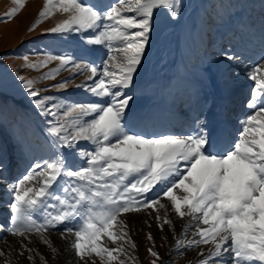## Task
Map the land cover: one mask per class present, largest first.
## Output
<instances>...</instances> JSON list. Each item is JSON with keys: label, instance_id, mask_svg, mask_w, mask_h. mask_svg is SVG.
Listing matches in <instances>:
<instances>
[{"label": "snow or ice", "instance_id": "snow-or-ice-1", "mask_svg": "<svg viewBox=\"0 0 264 264\" xmlns=\"http://www.w3.org/2000/svg\"><path fill=\"white\" fill-rule=\"evenodd\" d=\"M11 3L14 6L0 17V23L17 16L26 0ZM181 7L180 0H116L114 4L103 0L96 4L44 0L29 32L59 14L61 18L43 34L64 37L90 33L91 38L84 43L102 45L107 49V59L98 68L87 60L88 49L80 59L67 53H47L35 61L27 54L21 57L24 67L34 71L58 61L57 67L38 80L17 77L41 114L56 121L49 129L55 138L52 155L42 158L43 162H33L25 174L8 185L11 226L6 230L21 238L19 255L27 252L30 264H35V256L41 264H48L44 255L29 247L33 236L50 250L54 260L60 254L48 236L60 225H65L61 239L69 240L65 250L74 253L78 264H88L86 257H98L100 264H132L138 261L134 255L137 244L121 217L146 209L156 212L161 230L164 225L172 228L178 250L200 249L199 264H264V57L248 73L254 82L246 104L250 111L240 119V130L235 134L227 105H217L220 111L210 117L207 113L212 105L207 103L192 118L187 132L148 131L155 114L134 106L133 95L124 91L132 87L134 75L146 62L157 11H165L175 20ZM225 55L228 60L236 59ZM61 71L84 75L85 83L77 88L101 100L109 99L49 107L54 98L41 97L35 85L54 80ZM71 79L53 87L66 88ZM89 116L91 119H84ZM80 141H88L93 147L80 149ZM222 145L223 150H215ZM76 157L86 166H77ZM6 166L0 145V174ZM60 179L65 180L63 196L53 188ZM157 184L160 196L170 202L177 217L187 216L196 222L192 239H187L190 225L177 236L168 219V206L161 198L147 196ZM177 189L183 195L177 194ZM37 213H43V218L38 219ZM147 239L152 243L147 249L153 258L151 264H166L155 250L151 233ZM202 245H211L207 253ZM0 256L5 253L0 251Z\"/></svg>", "mask_w": 264, "mask_h": 264}, {"label": "rangeland", "instance_id": "rangeland-1", "mask_svg": "<svg viewBox=\"0 0 264 264\" xmlns=\"http://www.w3.org/2000/svg\"><path fill=\"white\" fill-rule=\"evenodd\" d=\"M261 1L264 2V0ZM86 2L96 4L98 0H86ZM43 3L44 0H26L25 7L17 16L6 23H0V145H2L4 149V156L7 164L3 173L0 174V251L5 253V256H0V264H4L5 260H10L11 264H30L27 259V252H25L23 256L19 255L21 248L20 242L17 241L18 237L13 236L12 238V235L6 230V227L11 226V212L8 207V202L12 194L8 191V185L25 174L26 170L33 162L37 160L43 162L42 158L50 157L54 151L53 149L51 150V145L55 138L51 136L49 129L56 121L50 115L41 114L40 110L35 107L32 98L23 87L22 82L17 77L23 75L28 79L38 80L41 75L48 72L50 69L57 67L58 61L50 63L48 68L34 71L24 67V62L21 57L24 54H27L33 61H35L38 56H43L47 53L53 55H64L67 53L74 55L76 59H80L85 55L83 49H88L86 53V58L88 60L91 58L90 56H92L91 53L93 52L91 47L84 43L86 39L91 38L90 33H85L83 36L73 33L64 37L43 34L46 29L54 26L56 21L61 18L59 14L45 20L35 31L29 32V28L36 20L39 11L43 7ZM114 3L116 2H112L111 4ZM180 3L182 5L181 14L177 19L172 20L165 11L160 10L157 11L155 16L154 29L159 25H162V23L173 29L172 33L165 35L161 39H168V37H170L171 45L167 48V56L168 53H171V58H165L159 62L163 66H166L172 62L171 60L174 58V54H177V61L178 65H180V69L185 70L186 66H189L191 69H195V74L199 75V72L203 70V67L201 68L202 59H204L205 56L208 57L211 55H204L201 59L200 65V60L196 54L202 49L198 47L192 50V47H194L193 45L201 44V42L205 41L209 54L215 53L220 56H226L225 54H227L229 50H226V52L220 50L222 45L218 46L216 44L214 39L215 30L219 26L227 25L234 15H238V12L243 6L246 4L251 5L253 0H180ZM202 4H206L207 6L206 11L201 14L200 9ZM262 5L263 6H252V9L254 10L253 12L256 16L254 26L258 31L264 30V22H262L264 21V3H262ZM13 6L11 0H0V17H3ZM161 29L162 26L156 31L158 32L157 34L152 32L151 41L156 40L155 35H159ZM220 29L225 30L226 27ZM204 32L206 37L203 40L201 36ZM235 33V38H239L241 35L244 37L248 36V33L245 32V30H238L235 31ZM235 38L227 37L226 42L228 43L225 47L237 43ZM175 43L178 45H175ZM182 45V53L184 50L185 62L180 60L182 59L183 54L179 55L178 51L179 47H182ZM92 47L100 54L97 55L94 53L95 56H98L99 58L101 57L100 62L96 65L100 68L103 61L107 59V49L102 45H96L95 48L92 45ZM235 47H233V49ZM79 49L83 54H79ZM155 52L156 49L147 56L144 64L156 62L159 59ZM198 55L201 57L202 53L198 52ZM97 60L99 61V59H95V61ZM144 64L141 65V68L139 67L140 70L144 68ZM139 68L138 72L134 75V81L137 78V74L140 73ZM179 73L181 75L183 74L180 70ZM195 74L192 75V79L185 74L183 75L189 81H196L197 76ZM163 75L167 76L168 73L164 72ZM69 78H72L71 83H69L66 88L58 89L53 87V85L61 83ZM98 78L99 77L95 79ZM82 83H85L84 75L75 74L74 71H61L54 80L39 81L35 87L40 90L41 97L50 96L54 98V100L50 102L49 107L53 104L68 105L71 103L106 101L105 99L101 100V98L92 95L83 88L76 87V85ZM91 83L92 81H87V84L90 85ZM131 88L124 89V91L130 94L133 89ZM184 97L186 96L184 95ZM16 102L23 105H18ZM200 102L204 103L202 101ZM84 119L88 120L91 119V117H84ZM40 132L45 133L43 134L46 135L45 137L48 138L51 144H47L40 139ZM92 147L93 146L88 141H80L78 145V148L83 150H91ZM63 151L67 152L66 149ZM75 164L77 166H86L85 161L79 157H76ZM57 184L63 189L65 186V180L60 179ZM55 186L56 184L53 188H55ZM55 193L60 196L64 195L62 190ZM163 211L164 210L162 209L160 212L162 217ZM132 215L133 217H127V215L121 217V219H124L127 222V230L131 239L135 243H140V246L137 247L134 252V255L138 257V261H133L132 264H140L141 259L143 260V264H151L153 258L150 257L147 249L152 247V243L147 239L148 233H151L154 237L155 250L166 261V264H188L191 261H195L196 257H200V249L197 248H181L178 250L175 247L173 230L168 225H164L163 230H161L158 222L156 223V221L151 219L142 220L144 217L142 216L141 211L137 214L141 216V219H134L137 216L136 213H133ZM36 216L38 219H42L41 213H37ZM193 223H195V221H190V226L187 227V239L193 238L191 233L194 231V227L197 226ZM64 227L65 225H60L57 229L51 230L48 234L49 239H51L54 246L61 250L55 260L52 258L50 250L45 245L41 244L35 236L32 237L33 243L29 245V247L36 249L40 254L44 255L48 264H78V260L74 256V253L71 250H65L68 246L69 240H64L60 237V231ZM185 228L186 227H182L181 232H183ZM69 239H74V237ZM104 240L106 241L107 238L105 237ZM59 241L64 243L66 247L65 249L60 248ZM25 242L27 241H24V243ZM107 243L109 247H115L111 242ZM125 247L128 246L125 245ZM210 247L211 245L201 246L203 250L209 249ZM62 250H65V252L63 253ZM129 251L132 250L129 248ZM66 255H69V257L66 258ZM93 259L95 260V264H100L98 257H86L88 264H92ZM35 264H41L39 256H35ZM79 264H84V262H79Z\"/></svg>", "mask_w": 264, "mask_h": 264}, {"label": "bare ground", "instance_id": "bare-ground-1", "mask_svg": "<svg viewBox=\"0 0 264 264\" xmlns=\"http://www.w3.org/2000/svg\"><path fill=\"white\" fill-rule=\"evenodd\" d=\"M103 2L111 4L112 2H116V0H103ZM262 3L264 2L261 0H253L251 5L246 4L238 12V15L233 16L232 20L227 25L219 26L215 30L216 32L214 39L218 46L222 45L220 50H223L224 52H226V50H232L230 52L228 51L227 54L235 56L236 59L228 60L226 59V56H220L215 53L209 54L205 41L201 42V44L193 45L194 47H192V50L198 47L202 49L198 51L202 53L201 57H199L200 55H198V52L196 54L200 60V65L201 59L204 57V55H211L208 57L205 56V58L202 59L201 68L203 67V70L199 72V75L195 74V69H191L189 66H186L185 70L180 69V65H178L177 61V54H174L175 59L173 58L171 60L172 62L166 66H163L159 62L165 58H171V53H168L167 56V48L171 45L170 37H168V39H161L165 35L172 33L173 29H171V27L169 28V26L165 25L164 23L154 29L153 32L157 34L158 32L156 31L162 26L159 35H155L156 40L151 41V43L153 42L152 44L150 43V51L148 52V55L152 53L154 49H156L155 54L159 57V59L156 62H149L146 64H144V62V68L142 70H140V66V73L137 74V78L133 82L134 85H132L133 89L131 88L132 92L130 93L134 97V106L140 109L151 111L155 114L156 118L147 128L148 131L174 133L187 132L189 131V125L191 124L192 118L197 112L201 110L205 103L212 105L207 113L210 117L214 113H218L220 111L217 105L226 104L233 134L240 130V119L244 114L250 111V109L246 107V104L251 98V92L254 87V82L249 79L248 73L251 70V67L254 64L261 62V57H264V30L258 31V29L255 28L254 23L256 22V16L253 12L254 10L252 9L253 5L263 6ZM206 6V4H202L200 9L201 14L206 11ZM222 27H226V29H220ZM238 30H245V32L248 33V36L244 37L241 35L239 38H235V31ZM201 37L203 40L205 39V32ZM227 37L235 38L237 43L230 45L229 47H225V45L228 43L226 42ZM175 45L178 44L175 43ZM89 46L93 52L91 53V58L89 57L90 59L88 60L89 62L97 65L100 62L101 57L99 58L98 56H95L94 53L97 55L100 54L93 49L92 45ZM93 46L95 48L96 45ZM233 47L235 48L233 49ZM182 49L183 45L178 49L179 55L183 54L182 59L180 60L185 62L184 50L182 53ZM83 50L85 53V49ZM78 52L79 54H83L80 49ZM95 59H99V61H95ZM179 70L183 74L187 75L190 79H192V75L195 74L197 76L196 81L187 80L183 74L181 75L179 73ZM164 72L168 73V75H163ZM184 95L186 97H184ZM103 99L107 101L109 98L104 97ZM200 101L204 103H201ZM177 105L179 108L175 109ZM39 137L47 144H51L50 141L48 142V139L43 133L40 132ZM223 147L224 146L222 145V150ZM159 189L160 185L157 184L149 193H147V196H156L161 198V203H164L168 206V219H171L172 225L175 228V233L177 236H179L182 233V227L189 226L190 221L192 220H190V218L187 216H185L183 219L177 217L175 212L171 209L170 202L167 201L166 198H162L160 196ZM60 190H62L61 186L56 184L54 191L57 192ZM176 192L177 194L183 195L179 189H177ZM52 203H55V201L53 200ZM133 213H136V215L139 214V212ZM133 213H128L124 216L127 215V217H133ZM141 213L144 217L142 220L151 219L156 221V212L152 209L143 210ZM162 214L164 215V211ZM41 217L43 218V213H41ZM140 217L141 216L137 215L134 219H141ZM193 224H196V222ZM200 227L203 228L207 226L202 224ZM17 241L20 242L21 238L18 237ZM136 244L137 247L140 246L139 242ZM60 248H66L64 243L60 242ZM204 251L207 253L208 249ZM62 252L64 253L65 250H62ZM68 257L69 255H66V258ZM201 258V256L199 258L196 257L195 261H191L188 264H199V260ZM225 259H228V257L225 256ZM140 264H143L142 259Z\"/></svg>", "mask_w": 264, "mask_h": 264}]
</instances>
